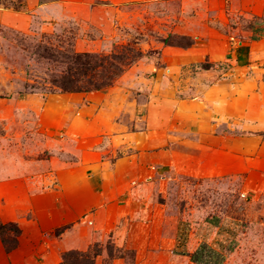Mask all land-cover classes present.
I'll use <instances>...</instances> for the list:
<instances>
[{
    "label": "rangeland",
    "instance_id": "rangeland-1",
    "mask_svg": "<svg viewBox=\"0 0 264 264\" xmlns=\"http://www.w3.org/2000/svg\"><path fill=\"white\" fill-rule=\"evenodd\" d=\"M84 54L89 67L74 61ZM67 77L79 91L59 88ZM262 131L264 0H0V223L33 220V206L50 216L70 199L58 181L90 178L108 198L102 220L148 209L153 241L176 238L170 255L186 243L264 264ZM108 242H93L104 262Z\"/></svg>",
    "mask_w": 264,
    "mask_h": 264
},
{
    "label": "crops",
    "instance_id": "crops-1",
    "mask_svg": "<svg viewBox=\"0 0 264 264\" xmlns=\"http://www.w3.org/2000/svg\"><path fill=\"white\" fill-rule=\"evenodd\" d=\"M110 1L114 2L115 0ZM93 173L98 175L99 178V172L95 170ZM89 179L84 180L80 177L70 176L58 181L53 187L61 189L66 194L68 193L70 199L66 203H62L60 199L52 202V207L47 211L50 216L46 215L44 207L33 206L30 208V212L34 217L33 220L22 221L20 218H11L10 221H16L19 225L20 234L16 249L13 251L6 253L0 246V264H57L60 261V251L58 249L85 251L94 241L101 242L103 235L108 232H111L112 244L115 247L133 252V260L130 264L179 263L181 257H187L170 255V251L176 245L178 246L174 234L166 236L165 231L164 233L157 232L155 237L160 235V239L153 241L150 229L151 213L146 208L139 209L136 205L130 206L128 211L120 210L115 219L112 216V223L110 221L111 217L102 220L110 209L107 203L108 198L103 193H96L94 182ZM92 206H95L96 210L92 213L90 227H81L76 224V219L88 213ZM139 211L143 212L142 218L136 219L135 217L139 214ZM120 219H122V222L126 221V228L122 224L116 227L115 224ZM67 224H71V226L54 241L48 242V240L41 238L40 233ZM69 238H72V242L68 241ZM55 241L57 242L56 246L53 244ZM35 248H37V251ZM153 248L159 250L153 253ZM183 248L185 254H191L194 251V248L186 243H184ZM166 249H169V252L162 256V251ZM37 252H39V256ZM214 252L217 253V251ZM105 258V252L102 251L94 259L93 264H128L121 258L104 262Z\"/></svg>",
    "mask_w": 264,
    "mask_h": 264
},
{
    "label": "trees",
    "instance_id": "trees-1",
    "mask_svg": "<svg viewBox=\"0 0 264 264\" xmlns=\"http://www.w3.org/2000/svg\"><path fill=\"white\" fill-rule=\"evenodd\" d=\"M90 57L87 55H77L74 58V61L76 64H79L81 66H86L89 67L90 64ZM78 62V63H77ZM211 65L209 63H200L199 67L200 69H207L209 68ZM62 81L57 82L58 86L60 89L64 90V91H79V87H77L75 84V82H77L74 79H71L69 77L67 78H61ZM110 83L107 82L106 80H104V82L102 81V83H99V85H93L94 90H100L106 86H109ZM10 227L13 228L12 232L13 234H19V229L16 225L15 222H8V223H0V243L3 246V250L4 252L8 253L9 251H11L12 248H14L15 246V241L13 242V244L11 246H7L6 242L2 239V232L5 228ZM60 228H62L60 230ZM58 232H56V230H58ZM67 229V226H61L58 228H55L54 231V238H58L65 230ZM56 232V233H55ZM49 237V235L47 236ZM121 249L115 247L111 242L107 243L106 246V254H107V261H111L113 259H117V258H123L122 254H120ZM61 254V261L58 264H80L79 262L82 261L83 264H93L94 259L100 255V245L98 243H93L91 244V246L88 247L87 250L85 251H76V250H68V251H64ZM185 256L188 257L189 261H191L194 264H204L205 263H210L211 264H219V255L216 252H209L208 250L205 251V247L204 246H199L193 253L191 254H185ZM209 259H206V258ZM80 260V261H78Z\"/></svg>",
    "mask_w": 264,
    "mask_h": 264
},
{
    "label": "built area",
    "instance_id": "built-area-1",
    "mask_svg": "<svg viewBox=\"0 0 264 264\" xmlns=\"http://www.w3.org/2000/svg\"><path fill=\"white\" fill-rule=\"evenodd\" d=\"M242 196H244V194H242ZM208 251H209L210 253H211L212 251L214 252L213 249H209ZM206 259H209V258L207 257Z\"/></svg>",
    "mask_w": 264,
    "mask_h": 264
}]
</instances>
